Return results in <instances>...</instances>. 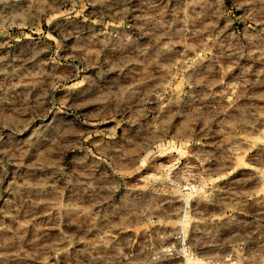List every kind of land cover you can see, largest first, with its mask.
Masks as SVG:
<instances>
[{
    "label": "rangeland",
    "instance_id": "rangeland-1",
    "mask_svg": "<svg viewBox=\"0 0 264 264\" xmlns=\"http://www.w3.org/2000/svg\"><path fill=\"white\" fill-rule=\"evenodd\" d=\"M215 262L264 264V0H0V264Z\"/></svg>",
    "mask_w": 264,
    "mask_h": 264
},
{
    "label": "built area",
    "instance_id": "built-area-1",
    "mask_svg": "<svg viewBox=\"0 0 264 264\" xmlns=\"http://www.w3.org/2000/svg\"><path fill=\"white\" fill-rule=\"evenodd\" d=\"M216 263L219 264L218 262H215L214 264H216Z\"/></svg>",
    "mask_w": 264,
    "mask_h": 264
}]
</instances>
